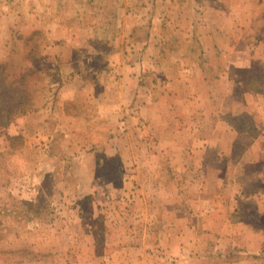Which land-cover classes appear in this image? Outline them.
<instances>
[{"label":"rangeland","instance_id":"obj_1","mask_svg":"<svg viewBox=\"0 0 264 264\" xmlns=\"http://www.w3.org/2000/svg\"><path fill=\"white\" fill-rule=\"evenodd\" d=\"M6 2L13 17L0 31V264H177L174 240L192 243L198 237L193 226L205 218L194 214L196 202L188 203L192 218L186 231L183 218L166 215L162 193L170 190L171 178L194 179L198 171L149 170V162L170 165L174 155H159L166 143L137 122L139 105L131 104L129 83L123 77L90 78L88 66L72 70L83 59L69 52L45 56L47 36L23 24L16 0ZM237 44L240 54L251 46L247 40ZM246 62L239 57L240 65ZM257 67L250 73L239 68L250 87L234 91L241 106H231L229 91L219 83L208 90L223 126L250 128L256 136L259 129L244 108L248 98L264 113V95L254 92H264V72ZM251 140L240 135L237 151L244 152ZM193 156L191 162L197 161ZM140 162L146 169L136 166Z\"/></svg>","mask_w":264,"mask_h":264},{"label":"crops","instance_id":"obj_2","mask_svg":"<svg viewBox=\"0 0 264 264\" xmlns=\"http://www.w3.org/2000/svg\"><path fill=\"white\" fill-rule=\"evenodd\" d=\"M6 1L0 0L3 33L6 19L13 17ZM16 1L23 24L39 27L47 36L45 56L69 52L75 60L83 59L72 63V70L88 66L94 72L86 71L90 78L123 77L129 83L131 104L139 105L137 122L159 144L166 143L157 149L159 155H177L170 165L149 162V170L178 166L198 171L194 179L187 174L171 178L170 190L162 193L166 215L183 218L186 231H191L192 218L188 203L196 202L194 214L205 218L202 226H193L198 237L192 243L181 246L174 240L171 252L180 256L177 264H264V113L247 98L244 112L260 130L257 136L250 128L223 126L208 93L212 83H219L229 91L231 106H241L233 95L250 87L239 68L258 66L264 72V0ZM241 40L251 43L242 54L236 50ZM239 57L247 62L240 65ZM259 100L264 106V99ZM240 135L252 139L241 154L236 148ZM180 138L188 145H177ZM191 154L197 161L191 162ZM136 166L146 169L141 162Z\"/></svg>","mask_w":264,"mask_h":264}]
</instances>
